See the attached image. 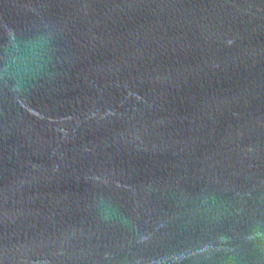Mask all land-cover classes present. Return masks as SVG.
<instances>
[{
	"label": "water",
	"instance_id": "obj_1",
	"mask_svg": "<svg viewBox=\"0 0 264 264\" xmlns=\"http://www.w3.org/2000/svg\"><path fill=\"white\" fill-rule=\"evenodd\" d=\"M0 264H264V0H0Z\"/></svg>",
	"mask_w": 264,
	"mask_h": 264
}]
</instances>
